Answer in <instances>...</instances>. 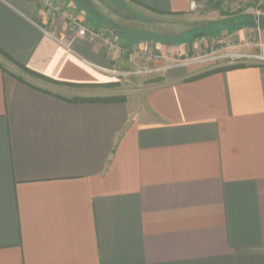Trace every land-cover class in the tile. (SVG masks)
Listing matches in <instances>:
<instances>
[{
  "label": "crops",
  "instance_id": "obj_1",
  "mask_svg": "<svg viewBox=\"0 0 264 264\" xmlns=\"http://www.w3.org/2000/svg\"><path fill=\"white\" fill-rule=\"evenodd\" d=\"M55 1L0 0V264H264V61L134 75L213 45L264 57V18ZM112 71L139 78L115 88Z\"/></svg>",
  "mask_w": 264,
  "mask_h": 264
},
{
  "label": "built area",
  "instance_id": "obj_2",
  "mask_svg": "<svg viewBox=\"0 0 264 264\" xmlns=\"http://www.w3.org/2000/svg\"><path fill=\"white\" fill-rule=\"evenodd\" d=\"M37 1L40 2L42 8L47 10L48 12L60 13L62 10L60 4L55 0H37ZM67 17L69 21L72 24H74V26L76 27L79 36L85 37L93 41L103 42L110 49H113L115 47L116 45L115 42L113 41L112 37L108 36L106 30L104 29L96 30V29L90 28L82 24L79 17L74 13L68 14ZM213 51L211 55L209 53V54H205V55H202L196 58L169 59L168 60L169 64L166 65L165 67L158 68V69H151V70H148L145 68V69L139 70L134 75H137V74L148 75V74L153 73L154 71H165L169 69L186 68V67L195 65L197 63L205 62L208 60L228 59V60H232L233 64H241V62H244V60H249V59L264 61V57L260 55L250 56L246 54H237V53L222 51L220 49H213ZM143 57L146 60L151 61V62H160V61L165 60V57L161 53L157 52L155 49L147 50L146 52L143 53ZM111 73L113 77L115 78L126 77L131 74V73H123V72H117V71H112Z\"/></svg>",
  "mask_w": 264,
  "mask_h": 264
},
{
  "label": "rangeland",
  "instance_id": "obj_3",
  "mask_svg": "<svg viewBox=\"0 0 264 264\" xmlns=\"http://www.w3.org/2000/svg\"><path fill=\"white\" fill-rule=\"evenodd\" d=\"M199 10L197 12L198 21L193 25L197 26L203 23H210L213 21L221 20L222 18H238L240 16L255 15L256 17L264 18V0H202L198 4ZM217 33L210 35L211 39L217 37ZM218 49L215 45L211 46V49L206 53L198 54L196 56L188 57H200L205 54L211 55L213 49ZM214 52V51H213ZM214 55V54H213ZM232 60L220 59V60H208L205 62H200L192 66L202 68L199 74L204 72L212 71L213 69L223 68L229 66ZM198 74V75H199ZM149 76V75H147ZM144 78L145 76H139ZM137 76L121 77L117 78L118 83L113 85V87L124 86L123 80H130L132 78H139ZM149 84H155V82H148ZM118 86V87H119Z\"/></svg>",
  "mask_w": 264,
  "mask_h": 264
},
{
  "label": "trees",
  "instance_id": "obj_4",
  "mask_svg": "<svg viewBox=\"0 0 264 264\" xmlns=\"http://www.w3.org/2000/svg\"><path fill=\"white\" fill-rule=\"evenodd\" d=\"M242 66H243V64H233V65L226 66L223 68L213 69L212 71L204 72L202 74L197 75L194 78H201V77L211 75L215 72L223 71L225 69L238 68V67H242ZM24 70L30 74H33V72H31L30 70H27L25 68H24ZM124 100H125V98H123V97H111V98H105V99H94V100H90V101H106V102L111 101V102H115V101H124ZM84 101H89V100H87V99H74V100H72V102H84Z\"/></svg>",
  "mask_w": 264,
  "mask_h": 264
},
{
  "label": "water",
  "instance_id": "obj_5",
  "mask_svg": "<svg viewBox=\"0 0 264 264\" xmlns=\"http://www.w3.org/2000/svg\"><path fill=\"white\" fill-rule=\"evenodd\" d=\"M255 20H257V21H258V18H257V17H255Z\"/></svg>",
  "mask_w": 264,
  "mask_h": 264
}]
</instances>
